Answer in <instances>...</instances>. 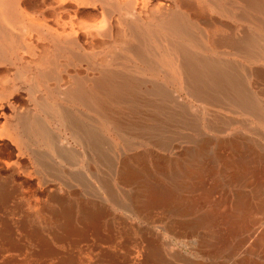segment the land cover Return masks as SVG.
<instances>
[{"label": "rangeland", "instance_id": "1", "mask_svg": "<svg viewBox=\"0 0 264 264\" xmlns=\"http://www.w3.org/2000/svg\"><path fill=\"white\" fill-rule=\"evenodd\" d=\"M168 1L177 5L181 1L195 4L197 0ZM220 1L223 6H232L233 16L212 10L211 5L207 4L208 10L199 16L210 23L216 19L225 23L229 27L226 28L229 32L224 39L227 38L230 44L225 41V45L220 50L203 54L201 58L222 62L217 72L224 71V73L216 75L218 87L212 83L211 79L205 76L200 77L199 84L196 86L202 92L200 97L193 95L194 85L191 87L184 83L191 76L182 81L176 72L157 63L147 67L142 63L129 61L124 67L118 66L109 55L120 52L121 44L113 41L109 46L106 44L95 46L84 34L80 36L81 48L74 50L79 53L81 59L71 63L67 59L69 53L64 52L58 58L60 67L57 71L59 72L54 74L53 69L51 71V68L47 69L38 64L45 52L52 55L55 53L52 42L46 39V35L43 36L41 29L37 26L43 0H24L21 8L23 15L26 16V22L23 24L5 18L4 22L12 29L15 39L21 41L19 46L4 43L5 47L3 46L0 50L4 57L0 61V180H10L21 187V194L14 202L15 204L21 203V215L28 219L29 230L39 232L52 241L55 250H58L59 253L53 258L54 261H48L46 264H58L63 256L73 252L81 258V264H110V260L106 257H99L98 252L92 249L87 250L89 242L83 243V247L78 248L82 250H73L71 245L54 241V231L59 232L61 225H56L54 221L48 219L40 207L49 205L47 196L41 192L45 184L55 185L59 193L70 197L76 203L74 219L76 226L81 225L79 222L81 211L79 210L83 205L93 210L98 207H107L113 214L112 217H128L130 224L134 226L135 240L138 239L141 245L131 246L135 252L132 258L137 257L134 264H252L254 261L264 264V240L263 242L259 240L264 232V220L258 218H253V220L242 215L234 220L230 218L236 194L243 193L247 198L249 196V202L254 206L258 205L264 197V120H261V117H264V58L249 60L246 57L244 42L247 37L256 36L251 21L252 18L254 19V15H251L254 12L251 11L250 14L246 9L255 6L254 4L250 6V3L264 0ZM70 8L73 10L77 6L72 4ZM89 8H79V14L76 16L80 20L101 24L103 21L101 5L97 3L96 7L91 5ZM257 15L260 14L257 13ZM27 17L34 18V22L30 24ZM125 19L132 20L133 17L125 15ZM27 43L31 44L29 48L25 47L28 46ZM262 45L264 47V41ZM41 70L45 73L50 70L51 75L45 78ZM105 71H109L113 82L122 84L121 86L125 89L124 97H121L124 99L117 98L119 102L115 100L112 108L94 106L87 108L78 101L71 100L67 95V91L74 83L75 72L81 73V76L88 75L89 78H95L100 77ZM226 74L228 75L225 76ZM232 77H237V84L231 81ZM243 93L255 98L256 105L250 112V109L247 110L244 105L235 102L239 100V97L243 98ZM223 94L224 96H221ZM45 100L55 103L62 115H56L45 107L43 108ZM259 110L263 113H258ZM251 113L252 115H249ZM28 119L32 120L34 126L29 123ZM35 124L39 128H35L37 127ZM215 128H217L216 131H214ZM205 135L207 137H204ZM231 143L237 145V150H239L237 153L239 155L244 153L247 161L250 162L246 175L235 182L231 181L232 179L228 176L231 171L223 169L222 163L217 161L216 157L218 151L226 149V153L233 155L235 149L234 144ZM157 154L162 155L164 159L158 157ZM157 161L163 165L168 175L174 177L173 172L175 171V176L180 183L197 181V177L186 173L188 168L195 164L200 166L210 164L212 174L208 175L209 178L205 177V184L208 182L206 186L214 180L220 183L219 189H216L217 192L215 190L216 193H212L206 201H200L198 194L194 195L181 190L178 192V196L183 195L182 199L186 197L182 203L186 207V214L179 216L180 219L191 222L199 220L200 227L196 232L188 231L185 236L179 237L180 239L174 237L166 229L170 217L160 222L157 221L158 223H149L141 214L136 215L139 210L138 206L143 208L147 199L144 187L138 183L125 185L120 180L125 169L142 170L145 167L150 173L145 180L151 182V177L154 175V181L157 178V180L170 184V179L167 181L165 176L157 172L155 167ZM256 172H258L257 176ZM247 175L250 177L248 178ZM254 175L257 180L252 178L253 186H247L245 180L251 179ZM219 195H225L228 198L225 202L216 204V200L220 198ZM83 197L85 199H82ZM193 198L195 202L198 199L200 203L193 202ZM29 209V217H26L28 214L26 210ZM160 211L161 209L154 210L153 213H160ZM229 220L233 222L232 225L235 228V231L232 229L233 232L229 231ZM150 230L153 231L154 239H156L154 240L155 247H153L156 248V252H153L156 257L153 256L149 242L142 234V231L149 232ZM19 231L16 228L13 237L18 241L21 238L25 240L24 251L1 252L0 263L5 258L14 256L20 259L29 257L30 264H39L31 258L38 247L37 239L35 242L31 237ZM103 233L107 234L105 230ZM118 236L120 237L117 238L119 245L116 249V244L112 243L105 244L104 248L108 252L117 251L120 258L123 254L124 259L121 258L120 261V264H123L127 259L126 248L129 241L122 233ZM172 241H175L177 246L172 244ZM0 247H6L2 238ZM250 249H253L256 254H250Z\"/></svg>", "mask_w": 264, "mask_h": 264}, {"label": "bare ground", "instance_id": "2", "mask_svg": "<svg viewBox=\"0 0 264 264\" xmlns=\"http://www.w3.org/2000/svg\"><path fill=\"white\" fill-rule=\"evenodd\" d=\"M23 2L24 0H0V50H2L3 46L5 47V45H3L4 43H8L12 46L14 44L15 45L18 44L19 46V43L21 40L17 41L15 39L16 37L12 34V29L4 21H5V18H8L20 24H23L24 22H26V18H25L26 16L23 15L24 12L22 11V8H21ZM97 3L101 5L102 10H103V21L101 24H94L87 20H80V18L76 16L79 14V11H78L79 8H89L91 7V5H95L96 7ZM72 4L76 5L77 8L72 10L70 8ZM206 4L211 5L212 10H217L222 13H227L229 14L228 16H233L234 14V10L232 9V6H228V7L223 6L222 1L220 0H207V1L197 0L195 4L181 1V3L179 4L177 3V5L176 3L175 4L171 3L168 0H164V1H158V0H110V1L109 0H43V8L40 12V18L39 19L37 18L39 22L37 26L41 29L43 36L46 35V39L52 42L55 53L54 55H52L49 52L48 53L45 52V54L38 61V64L46 67L47 69L51 68V71L53 69L54 71L52 73L55 74L59 72L57 70L60 67V64H58V58L64 52L69 53V57H67V59L71 63H74V61H79L81 59L80 55L78 52L74 50L77 48H81L82 44L80 43V36L81 34H84L85 36H87L86 37L87 39H91L93 45L95 46L105 45V44L106 46H109V44L113 43V41H115V43L121 44L120 52H117L115 54L111 53L109 55L111 59L114 61V63H116V65L118 66L124 67L126 63L129 61H135L137 62V64L142 63L146 65L147 67H151V65H154L155 63H157L160 66L169 68L172 72H176V74L182 79V81H184L187 77L191 76V78L190 79L187 78L184 81V83L190 85L191 87L192 85H194L195 87H192L193 88L192 93L194 96L200 97L199 95L202 92H200L199 88H196V86H198L199 84V78L200 77L202 78L205 76L207 79H211L212 83H215V85L218 87L217 85L218 81L215 79L217 78L216 75L218 73L219 74L224 73V71L217 72L220 66H222V64L220 65V63L222 62H217V60L213 58H212L213 60H210V59L203 60L201 58L202 55L218 51L223 45H225L224 44L225 41L227 43L229 42L227 38L224 39V36H226L227 32H229L226 29L229 27L225 23L217 19L214 20V22L210 23V22L205 21L201 16H199V15H203L202 13L208 10L206 8ZM252 4H254L255 6L250 7V9L248 8L246 10L250 14H251V11L254 12V14H251V15H254V19L252 18L251 21H252V25L254 28V32H256V36L255 37L251 36L249 38L247 37V39H245L244 41L245 48H246L245 49L246 57L249 60L264 58V47L262 45V41H264V1H261L258 3H250V6H252ZM257 13L260 15H257ZM125 15H131L133 19L132 20L125 19ZM34 20H35L34 18H29V23L31 24L32 22H34ZM32 42L30 43L32 44ZM31 44L27 43L28 46H25V47L29 48ZM229 55H233V54L229 53ZM209 58H211V56ZM240 58H243V57H240ZM3 59L4 57L0 53V61ZM254 64L257 65V63H254ZM131 67L129 68V70L131 69ZM75 73L73 76L74 83L73 84L71 83L72 85L67 91V95L71 98V100L78 101L80 104H83L87 108H90L92 106L97 107V108H100V107L112 108L113 103H115V100L118 101L117 98L124 99L121 97L122 96L124 97L125 89L121 86L122 84L120 85V84H116L115 82H113L112 76L109 74V71H105L100 77H95V78H89L87 77L88 75L81 76L80 75L81 73H76V74ZM42 75L45 78H47L48 76L51 75L50 70L46 71V73L45 71H43ZM227 75L228 74H226L225 76ZM211 80H210V83H211ZM231 81L237 84V77H232ZM250 92L253 93V91L251 90ZM238 94H237V97H239ZM244 95L242 99H240L239 97V100H236L235 102H237V104L241 103L242 105L245 106L247 110L250 109L249 110L250 112L256 105L254 101L255 98L253 99L252 96L249 97L250 95L248 96L247 94L245 96ZM221 96H224V94ZM198 103H201V102H198ZM261 103L263 102L261 101ZM232 104H235V103H232ZM43 105H44L43 108L45 107L47 110H50L51 113H55L56 115H60V114L62 115V112L59 110V108L56 106L55 103L45 100ZM209 107L212 108V106H209ZM260 110L257 112L258 113L264 112ZM202 112H203V109H202ZM252 113L249 115H252ZM255 116H251V117L255 118ZM203 119L205 120L206 118H203ZM261 120H264V117H261ZM28 121L34 126V123L32 122V120L30 121V119H28ZM210 123L212 124V122ZM35 125L37 126L35 128H39L37 124ZM207 126H208V123H207ZM216 129L217 128H215L214 131H216ZM218 131L221 132V130H218ZM206 135L204 137H207ZM209 143H212V142H209ZM257 144H260V143H257ZM233 148L235 149L233 155L226 153V150H227L226 149L225 151H218L216 157H217V161L222 163L223 169L225 170L228 169L231 171L228 176L232 179L231 181L235 182V181H238L244 175H246L245 174L247 171L246 169L250 165V162L247 161L244 153L240 155L237 153V151H239L237 150L238 149L237 145L234 144ZM157 155L158 157L159 156L163 157L160 154H157ZM257 156H260V155H257ZM155 167L158 173L165 176L166 180L167 179L171 180L170 184L172 185L166 184L163 180H157V178H155V181H154L153 180L154 175L151 177L152 179L151 182L145 180L147 175L150 176V173L147 172L148 169H146L145 167L142 170L141 169L135 170L133 168H127L121 174L120 180L122 181V183H124L125 185L132 184V183L134 184L138 183L139 185H141V187H144L145 193L147 194V199L145 201L143 208H141L139 205L138 206L139 210L138 212H136L137 213L136 215L139 216L141 214V216L149 223H154L157 221L160 222L161 220H164L170 217L171 219L170 221H167L166 229L168 230V232L172 233L174 237L179 238V237H182L183 235L185 236V233L187 234L188 231L196 232V230L200 228L199 222H198L199 220L191 222V221H185V220L180 219V217L186 214V209H185L186 207L182 205L186 197L182 199L183 195L182 196L180 195L181 196L180 197L177 194L181 190L186 193H190L194 195L198 194V199L200 201L209 200V197L211 196V194L216 193L217 192L216 189H219V186H220V183L218 184L217 180H214L213 183H211L209 186H206L208 182L205 184V181H206L205 177L208 175L210 176L212 174V170H211L212 166L210 167V164L207 166L206 165L200 166L198 164H195L193 167L188 168L186 170V173H188L189 176L193 175L195 178L197 177V181L194 183H184V182L180 183V180H178L177 176H175L176 172L175 171L173 172L174 177H172V175L171 176L168 175L167 172L164 171V167L159 161L156 162ZM257 173L258 172H256V176H257ZM248 176L250 177V175H247V177ZM224 178H227V177H224ZM252 178H255V175L252 176L251 179L245 180V183L247 186H253L254 183H253ZM255 179L257 180V178ZM41 189H42L41 192L47 196V201L49 204L45 206L44 205L40 206L43 213L52 222L54 221V224L56 225L59 224V226L61 225L60 231L57 233H55L54 231V234H53V239L56 243L71 245L74 248L73 250H75L78 248H82L83 243L89 242V244H87V250L92 249L98 252L99 257H102V258L106 257L107 259L110 260V264H120L121 258H123L122 256L123 254H121V258H120L118 256L117 251L108 252L107 249L104 248V246L105 244L112 243V244H116L115 245V249H116L119 245L117 238H120L118 234L122 233L128 238L127 241H129V243L127 244L128 249L126 248L127 250L126 258L127 259H126V262H123V264H134L137 257L132 258L135 252L131 246H135V245L141 246V245H139L140 243L138 242V239L135 240L134 226L130 224L128 217H125V216L112 217L113 214L108 210L107 207H102V208L98 207L96 210H93V209L88 208L86 205H83L81 209L79 210L81 211V216L79 217V222L81 225L76 226L74 224L75 211L77 208L76 203H74L70 197L64 196L63 194L59 193L58 188L53 184H45ZM21 190H22L21 187L18 184L14 183L13 181H10V180L1 181L0 180V225H1L0 226V237L2 238V240L4 241L6 245V247H0V253L1 252L4 253L8 251L9 252L10 251H18V252L24 251L25 246H26L25 240L21 238L18 241L16 240L15 237H13L15 236V229L18 228L22 233H24L25 235H28V237H31L32 240H34L35 242H36L35 239H37L38 241V244H37L38 247L37 249L35 248L36 252L33 251L34 254L31 255L32 260L38 262L39 264H46L48 261L53 260V258L56 257L59 252L58 250H55L52 241L46 239L39 232L29 230L28 219L21 215L22 213L21 203L15 204L14 202L16 198L18 197V195L21 194ZM215 190L216 192H214ZM227 198L225 195H222L220 196V198L216 200L215 203L218 204L221 202H225ZM248 198L246 195H243V193L236 194L235 200L233 202L232 210H231L232 212L230 213V218L232 220L237 218V216L240 217V215H242L243 217L245 216V217L251 218V219L258 218L259 220H264V197L259 201V204L256 206L250 203ZM82 199H85V198L83 197ZM198 199H196V202L194 201L195 198H193L192 200L195 203H198V202L200 203ZM13 202L14 204L12 205ZM158 209H161L160 213H153L154 210H158ZM26 212L28 213L26 217H29L30 209L26 210ZM229 221H230L229 231L230 230L232 231V229H234L235 231V228L232 225L233 222L231 220ZM104 230L107 232V234L103 233ZM142 234L143 236H145L146 240L149 242L152 254L153 252L155 253L156 248H153V247H155L154 240L156 239H154L153 231L151 230L149 232L142 231ZM170 239H173V238H170ZM259 240L263 242L264 232ZM172 244L176 245L175 241H172ZM78 250H82V249H78ZM73 253H69L68 255L63 256L60 259V262L58 264H75V263L81 264L80 263L81 258L77 256L76 253L75 254ZM250 254H256V253L253 249H250ZM29 260H31L29 259V257L20 259V258L13 256V257L5 258L4 260H2L0 264H30ZM252 264H261V263H259L258 261H254L252 262Z\"/></svg>", "mask_w": 264, "mask_h": 264}]
</instances>
